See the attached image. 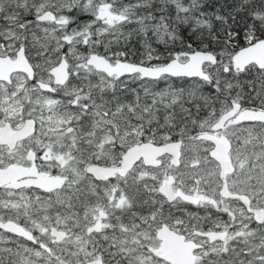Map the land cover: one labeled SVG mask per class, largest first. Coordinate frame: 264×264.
Instances as JSON below:
<instances>
[{
    "label": "snow or ice",
    "instance_id": "snow-or-ice-1",
    "mask_svg": "<svg viewBox=\"0 0 264 264\" xmlns=\"http://www.w3.org/2000/svg\"><path fill=\"white\" fill-rule=\"evenodd\" d=\"M0 264H264V0H0Z\"/></svg>",
    "mask_w": 264,
    "mask_h": 264
}]
</instances>
